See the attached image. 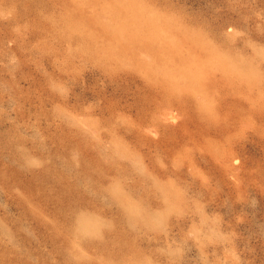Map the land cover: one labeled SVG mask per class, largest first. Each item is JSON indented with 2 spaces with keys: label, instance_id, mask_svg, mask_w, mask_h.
<instances>
[{
  "label": "rangeland",
  "instance_id": "374dc122",
  "mask_svg": "<svg viewBox=\"0 0 264 264\" xmlns=\"http://www.w3.org/2000/svg\"><path fill=\"white\" fill-rule=\"evenodd\" d=\"M0 264H264V0H0Z\"/></svg>",
  "mask_w": 264,
  "mask_h": 264
}]
</instances>
